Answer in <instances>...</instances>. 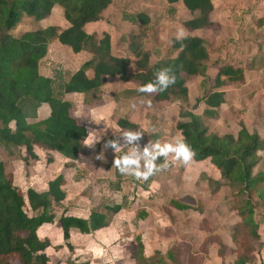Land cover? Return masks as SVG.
Returning a JSON list of instances; mask_svg holds the SVG:
<instances>
[{"label":"rangeland","instance_id":"obj_1","mask_svg":"<svg viewBox=\"0 0 264 264\" xmlns=\"http://www.w3.org/2000/svg\"><path fill=\"white\" fill-rule=\"evenodd\" d=\"M152 1L153 5L145 0L136 5L135 0H113L115 5L109 17L113 22L125 21V15L135 16L148 9L157 17L155 27L167 26L170 7L166 8L162 0ZM217 4V26L204 31L203 43L208 53L204 61L206 75L197 79L184 76L185 86L189 88L187 94H177L169 103L154 106L150 92H146L142 99L137 97L139 94L135 95V107L114 110L106 93L87 96L91 104L78 100L71 116L82 124L93 111L100 120L87 124L91 125L89 136L83 141L75 161L38 151L35 159L16 163L13 185L23 194V210L29 217H33L34 212L26 198L28 188H42V192L47 193L50 182L59 175L63 177L59 186L64 195L62 201L56 204L48 196L54 222L37 229L38 238L47 244L43 253L48 264H154L156 254L165 257L167 252L177 250L183 264H236L237 254L232 251L237 247L231 237L235 225L241 221L242 196L229 188L219 171L216 170L218 177H214L213 168L206 164H195L192 159L185 165L175 158V153H169L165 163L159 160L162 147L175 146L181 140L176 124L184 115L192 114L201 119L208 134H230L237 138L244 128L249 134H257L263 146L257 153L253 175L264 173V0H218ZM53 16V19L60 18L61 22L56 25L63 30V22H66L63 11L54 10ZM181 20L186 19L180 16L177 22L182 24ZM37 28L32 18L23 15L10 33L18 38ZM171 32H166L163 44L169 50L177 40ZM135 43L136 38L130 37L129 48ZM49 65V72L41 70L40 74L48 73L46 76L54 79L59 72L61 79H68L74 72V69H66L65 74L62 73L64 70L58 61L50 60ZM224 66L241 69L243 81L224 80L219 90L225 93L226 101L210 109L203 98L216 90L215 76ZM97 102L103 104L101 108L90 109ZM127 118L136 120L137 124L130 132H125L128 134L125 141L115 139L119 144L116 149H110L108 139L113 138L114 123ZM136 126L139 129L136 130ZM20 149L25 157V149ZM15 150L18 153V149ZM150 168L154 177L137 178ZM173 202L186 209L177 208ZM252 202L259 240L253 242V259L248 264H264V207L257 198ZM113 206H119L120 210L105 209ZM92 211L105 215L108 228L89 233L73 229L68 240L62 237L57 223L61 216L88 220ZM138 241L144 247L147 262L142 263L135 257ZM220 250L224 256L218 254Z\"/></svg>","mask_w":264,"mask_h":264},{"label":"trees","instance_id":"obj_2","mask_svg":"<svg viewBox=\"0 0 264 264\" xmlns=\"http://www.w3.org/2000/svg\"><path fill=\"white\" fill-rule=\"evenodd\" d=\"M212 1L166 0L168 5L182 3L188 11L200 13L198 18L184 24L191 30L211 26L208 15L213 10ZM110 4L111 0H0V264L49 263L43 253L47 244L40 241L37 229L54 222L55 216L50 213L48 196L56 204L62 201L64 195L59 191V186L63 177L59 175L50 182L47 193L27 190L26 198L34 212V216L29 217L23 210L24 196L13 185L10 170L13 161L35 159L36 151L57 154L69 161L77 159L87 133L85 127L78 125L71 116L72 105L64 99L65 94L95 92L102 85L104 77L117 76L122 81L139 82L140 90L151 84L157 89L150 92L153 101L169 102L172 96L187 94L184 76L206 75V47L202 39L192 36L174 41L172 50L177 52L175 58L160 59L151 66L148 65L149 52L137 53L138 72L128 73L130 60L112 56L109 36L104 35L102 40H97L94 34L89 35L84 31L85 25L102 18ZM54 6L62 8L63 18L69 24L67 29L49 26L25 32L18 38L10 33L19 25L23 15L40 22L51 15ZM124 19L143 26L149 23L144 14L125 15ZM54 41L70 48L75 54L85 51L92 55L91 60L68 82L61 79L59 72L54 79L40 74V63L46 56L48 46ZM88 69L94 73L91 79L86 76ZM161 71H167L170 78H175V83L169 84L164 91H159L161 85L158 83V73ZM224 80L241 83L243 72L233 66H224L217 71L214 83L216 90L203 98L210 109H216L226 101L225 93L219 90ZM42 104L48 105L50 115L45 120L36 121L37 110ZM30 120L34 122H28ZM118 126L128 130L135 127L122 120ZM176 130L181 137L179 143H186L194 150L193 161L209 160L229 188L242 196L239 207L241 221L235 225L231 237L237 250L232 253L237 254L236 264H248L253 259V242L259 240V226L253 217V206L250 205L252 199L257 198L264 207V173L253 175L258 161L257 153L262 149L263 141L257 134H249L245 128L240 130L237 138L230 134H208L201 119L192 114L184 115L176 124ZM108 144L110 149L115 148L112 139H108ZM20 148L25 149V157L21 155ZM15 149H18V153ZM173 205L186 209L174 202ZM105 209L112 212L120 210L119 206ZM57 223L65 240L69 239L72 229L89 233L107 227L105 215L96 211L90 213L88 220L61 216ZM220 245L225 246L222 242ZM137 246L136 259L147 262L140 241ZM218 254L224 256L221 250ZM156 255L154 264H183L178 250L167 252L165 257Z\"/></svg>","mask_w":264,"mask_h":264},{"label":"crops","instance_id":"obj_3","mask_svg":"<svg viewBox=\"0 0 264 264\" xmlns=\"http://www.w3.org/2000/svg\"><path fill=\"white\" fill-rule=\"evenodd\" d=\"M122 1H125V2L130 1L131 2L133 0H122ZM145 1L148 5H153L152 0H145ZM221 1H223V0H221ZM140 2H142V0H139V1L135 0L134 4L137 5ZM162 3L165 5L166 8H169V7L171 8V9L169 8V10L167 11V13H169L166 16V17H169V21H166L167 26H163V27H159V28L155 27L154 18H157V17H154L152 15V12L148 9H145V11H141L142 14L145 13L144 15L149 20V23L145 26H143L141 23H133L134 24L133 25L128 20L122 21L121 19L117 22H113V20L109 17L110 16L109 13L111 11L110 9L113 7V4L115 5V3L113 2V0H111V4L103 12L102 18L97 22H93V23H89V24L85 25L84 31L89 35L94 34L97 38L100 36H103V35L109 36L110 52H111L112 56H114L116 58H127V59H129L130 65L128 68V73L135 74L138 72V68L136 67V62L138 60L137 53H139L141 51L149 52V60H148L149 66L156 64L160 59H164L167 57L174 58V55H177L176 51H173L172 49L169 50V49H166L163 47V44L166 43V38H167V36H165V35H167L166 32H168L169 30L172 31L170 33L171 35L172 34L176 35V37L175 36L174 37L177 40L184 38L186 36L198 37V38L203 40L204 39V31H211L214 29L213 26H217L216 22H218V19H217L216 12L218 11V4H217L218 0L212 1L213 10L208 15V22L211 23V26L204 28V29H197V30L188 29L185 27L184 24L187 21H191L193 19L198 18L200 16V13L198 11L190 12L182 5V3H176L174 5H168L166 0H162ZM172 7H174V8H172ZM57 9L62 10L61 7L54 6V8L52 9L51 15L47 19L42 20L40 22L35 21V23L38 27L37 28L38 30L45 29L46 27H49V26H54V27L58 26L56 24L58 22H61V20H59L60 18L53 19L54 18L53 12H54V10H57ZM177 9H179V10L177 11ZM170 10H172V12H170ZM125 11H127V10H125ZM176 14H177V16H175ZM169 15H171V16H169ZM180 16L181 17L184 16V18L186 19V20H181L182 24L177 22L179 20ZM155 21H156V23L158 22L156 19H155ZM63 27H64L63 30L67 29L69 27V24L67 21L63 22ZM180 29H183V31H184L182 36L178 35V30H180ZM164 31H165V33H164ZM130 37L136 38V43L130 47L131 49L129 48ZM145 46H146V48H145ZM132 48H133V50H132ZM65 55H66V57L64 58ZM84 57H86V59L82 60ZM91 58H92V55L88 52L82 51L78 54H75L70 50V48H68L64 45H61L57 41H54L53 43H51L48 46L46 56L44 57V59L40 63L39 71H40V73H41V70L49 72V67H48V66H50L49 61L50 60L58 61V63H60L61 66L63 67L64 72H62V73L65 74L66 69H74V72L71 74V76L68 79H66V78L63 79L64 81L68 82L69 79L86 62L91 60ZM47 74L48 73H45V75L44 74H41V75L46 76ZM93 74L94 73H93L92 69H88L86 71V76L89 79L93 78ZM46 77L51 78L49 76H46ZM190 78L197 79V78H199V76H190ZM187 89H189V88H187ZM146 92L147 91L140 90V84H139V82H137L135 80L122 81L117 76H107V77L103 78V83L97 91L89 93V94L69 93V94H65L64 99L66 101H68L69 103H71L72 110H74V106L76 104H78L77 103L78 100H84V101L88 102L87 101L88 98H86L87 96L95 95V97H96L99 95L102 96V93H106L107 98L109 100V105L114 110L116 107H118L119 109H121V107L122 108L135 107L136 106L135 101H137L135 99V95L139 94L140 96H137V97L142 99V98H144L143 93L144 94L149 93V92L148 93H146ZM188 92H189V90H188ZM151 97H152V94H151ZM151 101H152L151 103L154 106L155 105H164V104L169 103L168 101L167 102H154L153 99ZM97 103L93 104L94 107H90V109L93 110V108H101V106L103 104H101V103L97 104ZM89 104H91V103H89ZM36 115H37L36 121H42V120L47 119L50 115V109H49L48 105L42 104L38 108ZM98 117H99V115H98ZM98 117L92 111L86 115V117L84 119L87 121L83 122L82 124H79L77 122V119H75L76 122L78 123V125L85 127L86 133H87L86 138H88V136H89V130H90L89 127H91V125H87V124H93V123L99 121L100 119ZM103 119H104V116H103ZM122 121H127L133 125L137 124L136 120H134V119L127 118V119L122 120ZM28 122L33 123L34 121L30 120ZM114 124H115L116 129L113 130V134H114L113 138H109V139L113 140V142L115 144L114 149H116L117 145L119 143L115 139L118 138V140H120L121 142L125 141L124 137L128 136V134H125V132L128 133L131 130L129 131L128 129L120 128L118 126V122H115ZM135 129L136 130L139 129V126H136ZM83 143H82V145H83ZM80 152H81V150H80ZM35 153H36V155H38L37 154L38 151H36ZM165 158H166L165 155L159 156L160 162L165 163ZM20 161L21 160H17V161L12 162V168L10 171H11L13 177L15 175V170H16L15 165H16V163H18ZM196 163L197 164H206L207 166L213 168L212 174L214 175V177H218V174H217L218 170L215 169L213 165L209 164V160L195 162V164ZM158 174H159V172L156 175H158ZM150 177H154V176L151 175ZM214 180L218 181V178H214ZM28 189H33V188H28ZM41 189H33V190H35L36 192L44 191ZM108 226L101 229V230H98V232L105 230L106 228H108ZM60 231H61V229H60Z\"/></svg>","mask_w":264,"mask_h":264},{"label":"clouds","instance_id":"obj_4","mask_svg":"<svg viewBox=\"0 0 264 264\" xmlns=\"http://www.w3.org/2000/svg\"><path fill=\"white\" fill-rule=\"evenodd\" d=\"M184 33L183 29L178 30V35L182 36ZM158 83L161 85L159 91H164L168 88L169 84L175 83L174 77H169L167 71H161L158 73ZM142 91L152 92L157 90L153 85L149 84L141 89ZM169 153H175V158L181 160L183 164L187 165L195 155L194 150L186 143H178L177 145H165L160 149V154L167 156ZM152 175V169L150 168L148 172L138 174V179L143 178L147 180L149 176Z\"/></svg>","mask_w":264,"mask_h":264}]
</instances>
